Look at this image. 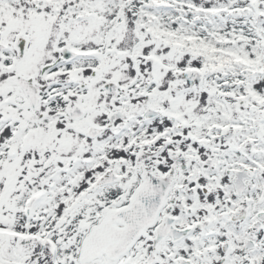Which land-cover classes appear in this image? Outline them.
<instances>
[{
	"label": "snow or ice",
	"instance_id": "obj_1",
	"mask_svg": "<svg viewBox=\"0 0 264 264\" xmlns=\"http://www.w3.org/2000/svg\"><path fill=\"white\" fill-rule=\"evenodd\" d=\"M0 264H264V0H0Z\"/></svg>",
	"mask_w": 264,
	"mask_h": 264
}]
</instances>
